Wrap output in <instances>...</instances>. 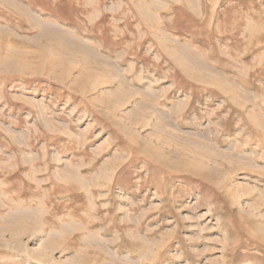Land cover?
Returning <instances> with one entry per match:
<instances>
[{"label": "rangeland", "instance_id": "rangeland-1", "mask_svg": "<svg viewBox=\"0 0 264 264\" xmlns=\"http://www.w3.org/2000/svg\"><path fill=\"white\" fill-rule=\"evenodd\" d=\"M0 264H264V0H0Z\"/></svg>", "mask_w": 264, "mask_h": 264}]
</instances>
